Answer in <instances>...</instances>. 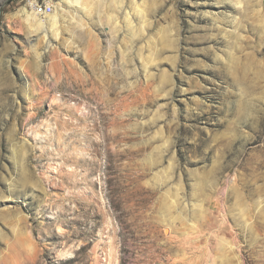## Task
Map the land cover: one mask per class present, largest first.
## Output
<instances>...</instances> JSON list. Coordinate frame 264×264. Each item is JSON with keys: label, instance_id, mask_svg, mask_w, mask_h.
I'll list each match as a JSON object with an SVG mask.
<instances>
[{"label": "rangeland", "instance_id": "1", "mask_svg": "<svg viewBox=\"0 0 264 264\" xmlns=\"http://www.w3.org/2000/svg\"><path fill=\"white\" fill-rule=\"evenodd\" d=\"M24 9L0 0V264H264V0H82L52 45Z\"/></svg>", "mask_w": 264, "mask_h": 264}, {"label": "bare ground", "instance_id": "2", "mask_svg": "<svg viewBox=\"0 0 264 264\" xmlns=\"http://www.w3.org/2000/svg\"><path fill=\"white\" fill-rule=\"evenodd\" d=\"M82 2V0H59V4L56 6V11L49 13V14H45V15H39L33 11L29 12L28 10L24 9L23 10V15L24 18L28 24V26H30L31 28H45L46 25H50V27H56V20L59 17L60 12L65 11V7L67 6V4L69 3H79ZM240 2V1H239ZM241 3V2H240ZM52 29V33H53V38L48 42L50 45H52V43H54V40L58 39V32L57 29Z\"/></svg>", "mask_w": 264, "mask_h": 264}, {"label": "built area", "instance_id": "3", "mask_svg": "<svg viewBox=\"0 0 264 264\" xmlns=\"http://www.w3.org/2000/svg\"><path fill=\"white\" fill-rule=\"evenodd\" d=\"M26 3L31 11L39 15H45L55 11L59 0H26Z\"/></svg>", "mask_w": 264, "mask_h": 264}]
</instances>
